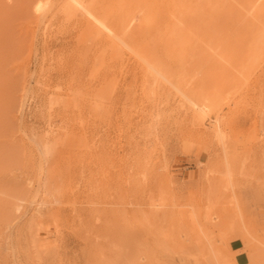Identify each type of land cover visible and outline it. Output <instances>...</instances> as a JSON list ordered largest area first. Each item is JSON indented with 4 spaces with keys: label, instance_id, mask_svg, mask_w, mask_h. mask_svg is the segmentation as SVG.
I'll return each instance as SVG.
<instances>
[{
    "label": "rangeland",
    "instance_id": "1",
    "mask_svg": "<svg viewBox=\"0 0 264 264\" xmlns=\"http://www.w3.org/2000/svg\"><path fill=\"white\" fill-rule=\"evenodd\" d=\"M159 2L83 0L158 80L87 10L0 0V264H264V0Z\"/></svg>",
    "mask_w": 264,
    "mask_h": 264
},
{
    "label": "bare ground",
    "instance_id": "2",
    "mask_svg": "<svg viewBox=\"0 0 264 264\" xmlns=\"http://www.w3.org/2000/svg\"><path fill=\"white\" fill-rule=\"evenodd\" d=\"M158 0H154V2H156ZM182 1V0H181ZM255 4L257 3V1H261V0H255ZM44 2L46 4L48 3H53V4H57V8L58 10H63L66 8H73L75 10H82L85 9L88 11V5L83 3V0H64L63 3L60 5L61 2H59V0H44ZM161 2V0H160ZM159 2V5H161ZM176 2V1H175ZM122 3V2H121ZM158 3V2H157ZM156 3V4H157ZM162 3V2H161ZM173 3V2H172ZM259 3V2H258ZM174 4V3H173ZM155 5V4H154ZM164 5V4H163ZM176 5V3H175ZM252 5L254 6V3H252ZM251 5V6H252ZM162 6V5H161ZM160 6V7H161ZM169 6V2L165 1V7ZM252 6V7H253ZM156 7V6H155ZM157 9V8H156ZM163 10H165V8H162ZM160 9V10H161ZM74 10V11H75ZM71 11V10H70ZM162 11V10H161ZM89 15H91L94 18L95 24L98 26V28H103L105 30V36L113 39L112 41H114L115 43H117V45H121L124 47L129 48L130 50H132V54H134L135 56H137L139 59H141L146 65V67L148 68L147 71H150L151 74L153 73V75L156 74L161 76L162 78H166L165 76V69L164 71L161 69V67L159 68L154 62H152L140 49L136 48L135 46L131 45L125 35H124V31L127 29V27H129V25L133 22L134 20V16H125L121 19H118L117 21L111 20L109 19L106 15H104L103 13L101 14H95L92 11H88ZM118 13V12H117ZM114 17H116V13H113ZM116 14V15H115ZM120 15V13L118 14ZM121 17V16H119ZM255 17V16H254ZM114 19V18H113ZM175 20V19H174ZM124 30V31H123ZM190 32V31H189ZM261 33H264V31H262ZM107 38V39H108ZM123 48V47H122ZM145 67V68H146ZM146 68V69H147ZM145 69V70H146ZM185 70V69H184ZM149 76V75H148ZM154 76V77H155ZM158 76V77H159ZM157 77V76H156ZM155 77V78H156ZM157 77V78H158ZM161 79L160 77L158 78V80ZM166 81V80H165ZM148 83V82H147ZM152 83V82H151ZM171 83V82H169ZM150 85H153L150 84ZM221 86V85H220ZM148 87V86H147ZM154 87V86H153ZM173 87V86H172ZM154 89H151V91ZM154 92V91H153ZM181 94L184 96V98L189 102L190 107L193 109V111L197 112L195 114H197V116H199L201 118V120L204 121L205 116L207 111L205 110V108H208L205 106V104L201 101H199L198 99H195L193 97H189L186 94L183 93V91L181 92ZM206 97V96H205ZM207 104V102H206ZM188 109V108H187ZM209 109V108H208ZM189 110V109H188ZM207 117V116H206ZM209 117V123L210 126H212L215 130V132L219 135H222V130H221V119L218 115H212V114H208ZM212 128V129H213ZM219 135V136H221ZM222 139V138H221ZM222 141V140H221Z\"/></svg>",
    "mask_w": 264,
    "mask_h": 264
},
{
    "label": "crops",
    "instance_id": "3",
    "mask_svg": "<svg viewBox=\"0 0 264 264\" xmlns=\"http://www.w3.org/2000/svg\"><path fill=\"white\" fill-rule=\"evenodd\" d=\"M231 246L233 250L235 251L239 250L235 254V260L240 264H244L245 262H247V258H248L247 253L240 250L242 248V245H237V244L232 243Z\"/></svg>",
    "mask_w": 264,
    "mask_h": 264
}]
</instances>
